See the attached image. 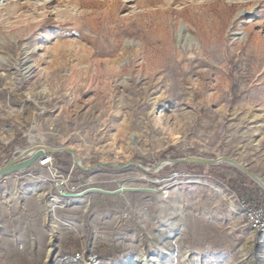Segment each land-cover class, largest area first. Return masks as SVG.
<instances>
[{"label":"rangeland","instance_id":"374dc122","mask_svg":"<svg viewBox=\"0 0 264 264\" xmlns=\"http://www.w3.org/2000/svg\"><path fill=\"white\" fill-rule=\"evenodd\" d=\"M24 152L0 264H264V0H0V168Z\"/></svg>","mask_w":264,"mask_h":264},{"label":"built area","instance_id":"2783aa9c","mask_svg":"<svg viewBox=\"0 0 264 264\" xmlns=\"http://www.w3.org/2000/svg\"><path fill=\"white\" fill-rule=\"evenodd\" d=\"M38 165L46 168L49 174L55 178H59L57 175L56 161L51 153H45L43 157L38 159ZM57 180V179H56ZM64 181H55V186L61 193L67 194L63 189ZM242 214L248 226L258 233L264 234V206H250L244 200L240 201ZM65 260L69 263L79 264H100V258L93 253L83 254V252H76L71 256H65Z\"/></svg>","mask_w":264,"mask_h":264},{"label":"water","instance_id":"95a60500","mask_svg":"<svg viewBox=\"0 0 264 264\" xmlns=\"http://www.w3.org/2000/svg\"><path fill=\"white\" fill-rule=\"evenodd\" d=\"M35 149H37V151L41 152V156L40 157H43L45 153H52V152L56 151L55 149H51V148L44 147V146H37ZM25 154H27V153L24 152L20 156H18L16 158H14L13 160L9 161L4 167H1L0 168V177L9 174L11 171H13V170H15L17 168L23 167L24 164L20 163V160L25 156ZM183 161L184 162H188V163H199V164H212V163H217V162H221V161H227V162H230V163L234 164L240 170L246 172L245 169L243 167H241L237 162H235L234 160L229 159V158H217V159H214V160L187 158V159H183ZM246 173L249 176H251L255 181H257L264 188L262 182L257 177L252 176L248 172H246Z\"/></svg>","mask_w":264,"mask_h":264},{"label":"trees","instance_id":"16d2710c","mask_svg":"<svg viewBox=\"0 0 264 264\" xmlns=\"http://www.w3.org/2000/svg\"><path fill=\"white\" fill-rule=\"evenodd\" d=\"M233 184H234V182H232V181H229V185H230V186L234 187V185H233Z\"/></svg>","mask_w":264,"mask_h":264}]
</instances>
